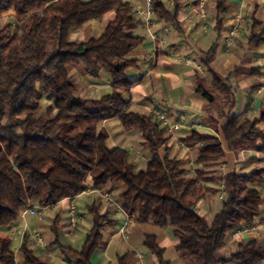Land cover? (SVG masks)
<instances>
[{
  "label": "trees",
  "instance_id": "obj_1",
  "mask_svg": "<svg viewBox=\"0 0 264 264\" xmlns=\"http://www.w3.org/2000/svg\"><path fill=\"white\" fill-rule=\"evenodd\" d=\"M182 1L172 0L169 8L164 0H153L156 19L177 26ZM228 9L225 0H217L218 16ZM11 10L18 26L9 22L0 27V228L16 223L21 212L35 204L45 209L79 197L91 180L97 190L121 186L120 204L137 221L170 226L177 251L191 264H261L264 255L255 242L240 245L229 260L220 253L229 233L253 223L260 214L264 170L228 174L222 181V206L208 221L197 212V204L209 178L201 170L188 176L182 162L169 156L165 129L151 115L129 111L126 97L140 81L127 76L138 66L130 55L143 45L144 38L135 34L142 22L128 0H0V21ZM110 11L115 12V19L99 38L70 41L73 32ZM250 43L263 46L264 30L252 35ZM214 54L213 47L206 53L204 66L215 74L211 68ZM71 66L82 67L87 77L97 80L107 72L111 93L98 100L75 98ZM197 91L214 100L202 83ZM43 98L51 102L46 108ZM115 118L128 131L141 133L150 155L145 170L136 171L129 151L108 148L103 124ZM259 123H264V110L258 121L232 116L214 128L217 135L195 131L182 142L187 147L199 145V161L209 165L224 159L226 149L264 154V130ZM89 211L93 227L83 247L59 246L71 264H93L103 231L116 222L98 206ZM145 245L157 264H171L154 236H147ZM21 252L22 264H46L27 238ZM0 264H17L13 241L1 232ZM117 264H129L128 256L119 257Z\"/></svg>",
  "mask_w": 264,
  "mask_h": 264
},
{
  "label": "crops",
  "instance_id": "obj_2",
  "mask_svg": "<svg viewBox=\"0 0 264 264\" xmlns=\"http://www.w3.org/2000/svg\"><path fill=\"white\" fill-rule=\"evenodd\" d=\"M225 1L229 9L218 16L217 0H209V16L203 20L197 15L199 0H183L177 26L157 20L155 28L157 41L149 36L142 24L136 29L135 34L143 37L144 43L130 55L132 60L138 61V66L130 69L127 76L130 80L140 79V81L128 97L129 109L134 108L135 113L146 116L151 114V110L157 109L169 114L172 120H176L177 115L186 114L191 120L201 123L206 128V130L198 131L200 134L213 136L217 135L214 128L221 127L232 116L241 120H260L264 110V45L256 47L250 43V39L252 35H259L264 30V7L261 0ZM128 2L134 12L146 7V0H128ZM238 17L243 18L246 24L235 37L232 46L228 48L226 38ZM5 19H10V23H13L17 20L16 13L13 10L7 12L2 20ZM114 19L115 12L110 11L73 32L70 41L82 43L91 38H99ZM206 24L209 26L207 32L204 31ZM213 47L215 54L211 68L215 74L207 71L204 66L206 53ZM186 60H191L192 64L186 65ZM133 69L136 70L133 71ZM73 76L86 81L83 70H73ZM216 79L220 80L216 81ZM200 83L213 94L212 102L198 93ZM258 127L264 130V123H259ZM191 135L185 132L170 134L165 131V136L170 138L167 144L170 158L181 161L182 164L186 163L189 169L192 168L186 170L188 176H194L201 170L209 178L204 183L205 195L197 204V212L206 217L216 210L217 198L220 199L216 190H220L223 179L232 172L248 174L257 169L264 170V154L252 149L236 151L226 149L224 159L211 165L205 164L198 158L199 145L187 147L182 142L183 138ZM164 150L165 148L162 152ZM148 154H130V162L138 167V171L146 169L150 159ZM141 164L145 167H141ZM212 170L217 172L211 174ZM89 181L91 183V180ZM98 192L112 193L120 202L119 196L123 188L109 186ZM98 192L65 199L56 206L46 208L42 217L27 215L7 227L6 237L12 239L13 246L16 245L13 249L17 264H22L24 259L21 252L24 231H38L42 234L46 244L45 250H33L43 262L71 264L59 247L60 244L65 247L71 246L61 243L60 238H71L73 243L78 242L75 234L83 227L82 223L85 220L81 208L78 207L83 196H87L86 208L89 213L90 207L95 205L101 212H110L111 218L116 220L112 228H106L103 231L104 239L92 258L93 264H117L118 258L125 255L128 256L129 264H157V258L145 245L147 236L156 238L158 245L165 249V259L171 264H191L177 251V243L170 226L161 228L152 222H139L134 218L127 226H124L125 217L107 204ZM72 204H75L82 218L73 235L70 234L69 229V211ZM34 207L38 206L35 204ZM263 221L264 205L253 223L244 225L241 230L227 235L226 245L220 253L221 257L229 260L231 255L239 250L240 245L252 242L257 243L264 255ZM59 227H61V237ZM92 227L93 223L91 229Z\"/></svg>",
  "mask_w": 264,
  "mask_h": 264
},
{
  "label": "built area",
  "instance_id": "obj_3",
  "mask_svg": "<svg viewBox=\"0 0 264 264\" xmlns=\"http://www.w3.org/2000/svg\"><path fill=\"white\" fill-rule=\"evenodd\" d=\"M167 7L172 6V0H164ZM261 3L264 7V0H261ZM209 0H199V6L197 10V15L203 19L206 20L209 16V8H208ZM135 16L138 17L141 22L142 26L147 30L149 36L154 40H158V36L155 33V28L157 26V19L155 15V11L153 9V0H146V7L144 9H137L135 12ZM245 20L241 17H238L236 19V22L233 24L228 37L226 38V46L229 48L232 46L233 41L236 36L241 31V28L245 26ZM209 30V26L206 24L204 26V31L207 32ZM186 65L192 64L191 60L185 61ZM153 118V121L156 122L160 127L164 128L165 131H167L170 134H175L178 132H185L186 134H192L195 131H202L206 130V128L201 124L197 123L193 120H191L186 114H180L177 115L175 118L176 120H172L169 114L161 112L157 109L151 110L150 114ZM86 190L83 194L86 195H92L93 193L98 192L97 189H94L92 186V183L88 180L86 185ZM221 195L220 199L224 198V185L222 184L220 187ZM263 205H264V186H263ZM101 197L104 199V201L109 204L116 212L121 213L126 221L124 226H127L132 219V216H130L122 207L120 202H118L114 195L109 192L100 193L98 192ZM45 209H41L39 207H28L27 209L23 210L21 212L20 218H24L27 215H34L38 217H42ZM70 217H69V229L70 234L73 235L75 231L77 230L79 226V222L82 219L81 216L77 212V207L75 204H72L70 208ZM264 225V221H263ZM23 239L27 238L29 241V245L32 249H38V250H45L46 244L44 241V238L42 234L38 231H24L23 232ZM264 263V260L261 264Z\"/></svg>",
  "mask_w": 264,
  "mask_h": 264
},
{
  "label": "rangeland",
  "instance_id": "obj_4",
  "mask_svg": "<svg viewBox=\"0 0 264 264\" xmlns=\"http://www.w3.org/2000/svg\"><path fill=\"white\" fill-rule=\"evenodd\" d=\"M89 1L90 0H83V2H89ZM7 21L11 22L10 19H5V20L0 21V27H4L7 24L6 23ZM13 25H14V27H17L18 26V20H15L13 22ZM78 69L83 70L82 67H75V66L70 67V72H72L71 82L77 86V92L75 94V98L82 99V100H98V99H101L103 96L111 93V87L109 85L110 84V75L107 72H103V74L101 75V78L98 80L92 79V78L87 77L85 75L86 81H82L80 78L78 79L75 76H73V70H78ZM135 70L136 69H133V71H135ZM126 98L129 99L128 97H126ZM50 104H51L50 101H48L46 98H43L42 105L45 108L48 107ZM133 109L130 108L129 111H131V112L136 111ZM137 111H139V110H137ZM103 127L109 135V139H108V143H107L108 148L113 149L114 147H116V148L125 147L124 149L129 150L131 155H134L135 153L141 154V155H146L147 153H149L148 152L149 150L146 147H144L142 144L143 141H142L141 133L139 131H128L127 129H125L123 127V125L119 119L116 118L112 121H109ZM112 145H114V146H112ZM142 165L143 164H141V167H145ZM182 167L185 168L186 170L192 169V168L189 169L186 163H183ZM137 169H138V167H136V171H138ZM216 172L214 170H212L211 174H214ZM216 176L218 177V175H216ZM216 183H217V185H219L218 182H216ZM222 184H223V182H222ZM220 185H221V183H220ZM216 192H217V196L221 195V190H216ZM218 198L216 201V206H217L215 208L216 210H214L210 214V216H206V219L208 221H212L213 215H215V213H217V211L222 206L224 198L221 200ZM86 204H87V196H83L78 203V207L81 208L83 215L85 217V220L82 223L83 227L80 228L79 231H77V233L75 234L78 242L73 243L71 238L67 239V238L61 237V227H59V234L61 237L60 238L61 243H63L66 246H71L77 250H80L82 248V246L84 245V243L87 239V235L90 233L91 224L93 223V217L88 212V210L86 208ZM6 231H7V227H1L0 228L1 234H3V235L5 234V236H6ZM13 247L15 248L16 245H14Z\"/></svg>",
  "mask_w": 264,
  "mask_h": 264
}]
</instances>
